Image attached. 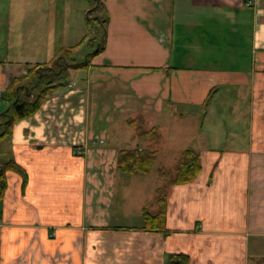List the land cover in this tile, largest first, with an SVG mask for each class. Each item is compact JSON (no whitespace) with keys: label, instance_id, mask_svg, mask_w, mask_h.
Listing matches in <instances>:
<instances>
[{"label":"crops","instance_id":"crops-1","mask_svg":"<svg viewBox=\"0 0 264 264\" xmlns=\"http://www.w3.org/2000/svg\"><path fill=\"white\" fill-rule=\"evenodd\" d=\"M105 2V50L0 139V169L13 162L27 175L6 171L0 264H173L179 254L189 264H257L264 257V0ZM89 9L90 0H0V115L26 65L87 42ZM222 89L237 98L230 112L247 114L248 131L225 141L237 149H199L197 180L169 187L167 230L143 229V210H158L145 200L140 225L121 224L129 213L118 154L129 136L114 138L111 115L120 127L176 105L185 115L209 107Z\"/></svg>","mask_w":264,"mask_h":264},{"label":"rangeland","instance_id":"rangeland-1","mask_svg":"<svg viewBox=\"0 0 264 264\" xmlns=\"http://www.w3.org/2000/svg\"><path fill=\"white\" fill-rule=\"evenodd\" d=\"M90 37L88 36V40ZM87 42L80 44L74 52L78 61L84 60L90 50ZM78 72L82 73L83 70L71 69L66 75V81H72L73 75ZM236 99L232 89H222L216 94L214 102L205 109L191 106L184 111L185 115H182L183 112L180 111L182 107L176 105L173 108L174 112L168 111L171 110L170 107L163 115L150 112L125 119V127H120L122 122L116 118V114L111 115L114 138L128 135L129 140L125 143L128 149H149L154 152L156 158L154 167L148 175L120 174L119 184H126L121 190H124L126 195L123 202L129 213V217L121 224L131 227L140 225L142 217H137V213L138 210L141 212L138 206L143 200L150 211L158 205L156 191L166 187L173 178L175 166L186 148H194L196 151L208 147L227 151L237 149V144L225 142L230 139L229 137L240 136L248 131L247 114L243 111L234 114L230 112V107L235 104ZM133 118L139 119L135 126L130 123ZM154 126L155 132L151 131ZM138 127L141 128V132ZM164 170L169 173L167 177L162 175Z\"/></svg>","mask_w":264,"mask_h":264},{"label":"trees","instance_id":"trees-1","mask_svg":"<svg viewBox=\"0 0 264 264\" xmlns=\"http://www.w3.org/2000/svg\"><path fill=\"white\" fill-rule=\"evenodd\" d=\"M106 0H90V9L86 13V22L90 33L88 40L89 52L82 61L75 57L77 47L63 48L60 53L44 64L26 65V74L14 77L3 95L7 110L0 115V126L5 130L0 134V139L9 136L17 121L32 117L42 107L46 98L59 87L67 84L66 75L71 69H86L93 59L101 54L108 38L110 14ZM93 33V35H91ZM139 119H132L130 123L137 125ZM139 128V127H138ZM139 128V132H141ZM151 131L155 132V128ZM146 134V132H144ZM156 158L149 149H122L118 154V170L123 174L148 175L151 173ZM14 170L21 174L25 180V171L13 162L0 169V201L3 200L8 189L6 171ZM202 172L201 155L193 148L184 150L175 166V174L167 186L157 190L158 210L150 213L144 210L143 229L150 231L167 230L169 187L187 185L195 182ZM169 173L162 172L164 177ZM186 255H177L173 264H189ZM257 264H264V257Z\"/></svg>","mask_w":264,"mask_h":264},{"label":"built area","instance_id":"built-area-1","mask_svg":"<svg viewBox=\"0 0 264 264\" xmlns=\"http://www.w3.org/2000/svg\"><path fill=\"white\" fill-rule=\"evenodd\" d=\"M78 153H79V154H81V152H80V151H78Z\"/></svg>","mask_w":264,"mask_h":264}]
</instances>
